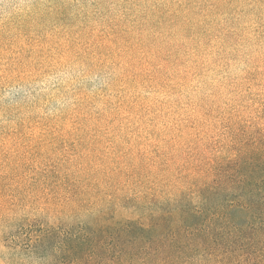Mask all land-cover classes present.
<instances>
[{
	"label": "rangeland",
	"instance_id": "374dc122",
	"mask_svg": "<svg viewBox=\"0 0 264 264\" xmlns=\"http://www.w3.org/2000/svg\"><path fill=\"white\" fill-rule=\"evenodd\" d=\"M231 133L264 136V0H0V264L23 222L156 211Z\"/></svg>",
	"mask_w": 264,
	"mask_h": 264
},
{
	"label": "trees",
	"instance_id": "16d2710c",
	"mask_svg": "<svg viewBox=\"0 0 264 264\" xmlns=\"http://www.w3.org/2000/svg\"><path fill=\"white\" fill-rule=\"evenodd\" d=\"M238 136L154 212L149 195L131 199L137 218L121 215L120 199L105 201L84 222H23L9 246L29 264H264V136Z\"/></svg>",
	"mask_w": 264,
	"mask_h": 264
}]
</instances>
